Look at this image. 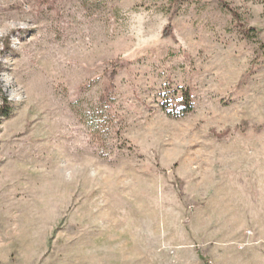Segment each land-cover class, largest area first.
I'll return each mask as SVG.
<instances>
[{
  "label": "rangeland",
  "instance_id": "1",
  "mask_svg": "<svg viewBox=\"0 0 264 264\" xmlns=\"http://www.w3.org/2000/svg\"><path fill=\"white\" fill-rule=\"evenodd\" d=\"M127 12L166 22L137 46ZM0 29L27 94H0V264H264V0H0Z\"/></svg>",
  "mask_w": 264,
  "mask_h": 264
},
{
  "label": "clouds",
  "instance_id": "2",
  "mask_svg": "<svg viewBox=\"0 0 264 264\" xmlns=\"http://www.w3.org/2000/svg\"><path fill=\"white\" fill-rule=\"evenodd\" d=\"M125 14L128 17V34L134 38L137 46H145L150 43L159 27L166 22L162 18H150L143 12H127ZM27 26L24 22L20 23L21 29ZM11 31V29H0V39L9 36ZM2 47L0 45V49ZM0 94L7 95L9 102L20 103L23 100H27L26 89L17 82L14 74L0 73ZM0 104H2V101H0ZM86 166L88 167L89 176H94L96 174L95 168L86 163L75 162L71 158H65L57 164L63 179L68 183L73 182L84 171Z\"/></svg>",
  "mask_w": 264,
  "mask_h": 264
},
{
  "label": "trees",
  "instance_id": "3",
  "mask_svg": "<svg viewBox=\"0 0 264 264\" xmlns=\"http://www.w3.org/2000/svg\"><path fill=\"white\" fill-rule=\"evenodd\" d=\"M180 1H184L187 2L188 0H175V2H180ZM168 92V91H167ZM179 94V97H177V102H179V106L182 105L184 109H186L188 111L193 110V102H192V96L189 95L190 92L185 90V89H181L178 90V93L176 94V96ZM169 96L168 94L165 95V103H169Z\"/></svg>",
  "mask_w": 264,
  "mask_h": 264
}]
</instances>
